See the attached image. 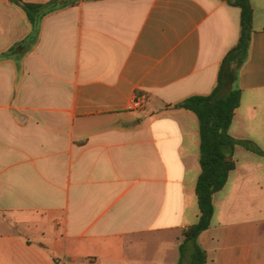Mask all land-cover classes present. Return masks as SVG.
Returning <instances> with one entry per match:
<instances>
[{"label": "crops", "instance_id": "1", "mask_svg": "<svg viewBox=\"0 0 264 264\" xmlns=\"http://www.w3.org/2000/svg\"><path fill=\"white\" fill-rule=\"evenodd\" d=\"M250 1L230 134L264 151V0ZM234 2L81 1L19 60L5 54L31 25L0 0V264H178L200 218V133L172 107L217 86L241 36ZM234 158L199 241L206 264H264V157Z\"/></svg>", "mask_w": 264, "mask_h": 264}, {"label": "trees", "instance_id": "2", "mask_svg": "<svg viewBox=\"0 0 264 264\" xmlns=\"http://www.w3.org/2000/svg\"><path fill=\"white\" fill-rule=\"evenodd\" d=\"M26 14L31 33L17 42L5 56H17L20 60L38 42L42 21L51 14L76 5L81 1L51 0L46 3H31L25 0H10ZM234 5L242 12L241 36L238 44L224 57L219 71L217 86L209 95L191 96L174 105L194 113L199 122L201 174L196 193L200 218L197 224L182 231L178 264H206L207 252L200 244V236L211 227L214 215V196L224 189L229 175L236 169L234 158L237 146H242L259 156L264 151L249 140H239L230 134L234 116L241 105L242 91L238 87L239 72L247 60L253 34L254 10L250 0H235Z\"/></svg>", "mask_w": 264, "mask_h": 264}, {"label": "built area", "instance_id": "3", "mask_svg": "<svg viewBox=\"0 0 264 264\" xmlns=\"http://www.w3.org/2000/svg\"><path fill=\"white\" fill-rule=\"evenodd\" d=\"M143 107V101L139 98L133 101L132 109L133 110H140Z\"/></svg>", "mask_w": 264, "mask_h": 264}]
</instances>
